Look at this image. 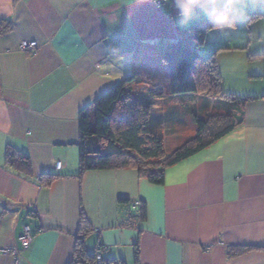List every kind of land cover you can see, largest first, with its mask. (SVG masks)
Here are the masks:
<instances>
[{"label":"crops","instance_id":"1","mask_svg":"<svg viewBox=\"0 0 264 264\" xmlns=\"http://www.w3.org/2000/svg\"><path fill=\"white\" fill-rule=\"evenodd\" d=\"M232 12L234 27L213 28L196 51L213 56L223 91L258 97L242 105L241 123L168 166L156 184L134 167L79 174L78 112L131 72L138 40L183 34L175 9L154 0H0V23H9L0 33V264H72L81 215L84 248L106 260L264 264V0H233ZM22 40L38 48L22 51ZM148 91L135 96L152 102L149 122L159 132L179 112L154 99L193 98L185 104L193 120V107L209 112L199 93ZM8 146L28 154L30 175L6 164ZM50 173L58 176L44 184ZM136 201L144 219L135 217ZM25 224L33 238L22 249Z\"/></svg>","mask_w":264,"mask_h":264},{"label":"trees","instance_id":"2","mask_svg":"<svg viewBox=\"0 0 264 264\" xmlns=\"http://www.w3.org/2000/svg\"><path fill=\"white\" fill-rule=\"evenodd\" d=\"M231 19L233 21V12ZM8 28L9 23H0V33ZM213 28L210 22L201 18L183 28V34H179L176 40L140 39L136 42L130 54L131 72L84 105L78 112L79 174L87 170L134 167L140 176L152 183L161 184L168 166L204 148L241 123L242 105L248 99L258 96L227 94L221 86L220 73L213 56L203 58L197 53L196 49L203 44L207 33ZM260 54L264 62V53ZM199 62L210 65L209 71L216 76L215 81L220 91L230 97L229 118L206 137H203L202 133L207 131L208 125L203 119L195 118L197 130L191 141L166 153L163 136L149 122L152 102L135 97L129 89L130 84L137 81L139 76L148 75V67L154 64L171 94L197 93L195 74ZM5 162L18 172L31 174L28 154L13 146L6 148ZM42 176L43 183L48 184L58 174L50 173ZM124 200L120 199V201ZM135 214V217L145 218V206L142 202L136 208ZM88 230L89 225L81 215V236L87 234ZM81 236L77 237L72 264H124L118 259L106 260L101 256L97 259L98 251L87 252ZM137 255L135 249V259Z\"/></svg>","mask_w":264,"mask_h":264},{"label":"rangeland","instance_id":"3","mask_svg":"<svg viewBox=\"0 0 264 264\" xmlns=\"http://www.w3.org/2000/svg\"><path fill=\"white\" fill-rule=\"evenodd\" d=\"M153 67H156L152 64ZM155 69H149L151 73L148 72V75H141L138 77L137 81L130 84V91L134 94H139L140 91H145L146 93L148 89H150L151 94H161L162 97L171 96L169 91L164 85V78L162 77L159 72ZM210 65L205 64L204 62H199L197 66L196 82L197 88L200 95H204L205 98L204 105L206 109H209L207 115L203 117V112H205L200 106L198 108L193 107V111L197 113L195 118L203 119L205 123L208 125L207 131L202 133L203 137H206L208 133L213 132L218 126L224 123V121L228 120L230 115V108H229V99L230 97L226 94H223L217 82L215 81V75L212 71H209ZM153 74L155 76H153ZM150 76V77H149ZM139 90V92H138ZM196 93V94H197ZM231 95V93H227ZM135 96V97H136ZM169 97L167 100H160L154 99L153 101L156 103V108L158 106L166 107L169 104H174L179 112V119L173 122L169 121V119L164 120L160 117V119L164 120L166 123L167 128L161 129V135L163 136L164 142V149L166 153L172 152L175 148L188 143L191 139L195 136L197 125L194 123L193 115L190 112V109H186L185 104L191 101V104L194 103V99L187 96H176L174 98ZM153 105V104H151ZM158 105V106H157ZM198 106V105H197ZM191 105H188L190 108ZM152 109V106H150ZM154 121L158 120L159 117V109L154 108ZM158 115V117H157ZM194 118V119H195ZM153 121V124H154ZM155 130H158L156 124L153 125Z\"/></svg>","mask_w":264,"mask_h":264},{"label":"clouds","instance_id":"4","mask_svg":"<svg viewBox=\"0 0 264 264\" xmlns=\"http://www.w3.org/2000/svg\"><path fill=\"white\" fill-rule=\"evenodd\" d=\"M154 2L159 3L160 0ZM163 3L175 9L174 23L180 28H186L194 20L201 18L206 19L217 30L234 27L231 19L233 0H228L222 7L218 0H163Z\"/></svg>","mask_w":264,"mask_h":264},{"label":"built area","instance_id":"5","mask_svg":"<svg viewBox=\"0 0 264 264\" xmlns=\"http://www.w3.org/2000/svg\"><path fill=\"white\" fill-rule=\"evenodd\" d=\"M163 2V0H160L159 3H157L158 5L161 4ZM19 48L22 50V51H26V52H32V51H35L37 48H38V44L35 40H22L20 45H19ZM54 168L56 170H58L60 168V162H56L54 164ZM139 202L136 201L134 203V207L137 208L139 206ZM33 238V233L32 231L30 230V227L28 224H25L24 225V228H23V231L22 233L20 234L19 236V243H20V246L22 249L26 248L29 246L31 240ZM4 252H7V253H12V254H17L19 252V249L17 248H12V249H3ZM98 251V250H97ZM100 253L99 251L97 252L96 254V257L97 259L100 258Z\"/></svg>","mask_w":264,"mask_h":264}]
</instances>
